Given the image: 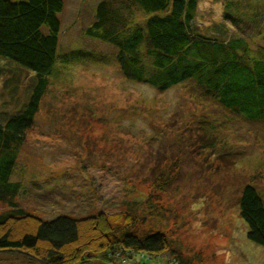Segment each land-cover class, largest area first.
Listing matches in <instances>:
<instances>
[{"label": "rangeland", "instance_id": "obj_1", "mask_svg": "<svg viewBox=\"0 0 264 264\" xmlns=\"http://www.w3.org/2000/svg\"><path fill=\"white\" fill-rule=\"evenodd\" d=\"M99 1L64 0L59 58L10 177L20 185L16 205L39 220L152 210L138 228L165 232L189 264H264L237 205L246 184L264 202V122L225 110L191 80L160 92L126 79L114 49L85 35ZM124 4L132 25L144 20ZM236 7L243 21L234 26ZM263 14L264 0H198L194 25L204 36L243 38L255 56L264 48ZM33 85L30 72L0 57V119L23 106ZM0 264L29 263L0 251ZM122 264L171 263L137 254Z\"/></svg>", "mask_w": 264, "mask_h": 264}, {"label": "trees", "instance_id": "obj_2", "mask_svg": "<svg viewBox=\"0 0 264 264\" xmlns=\"http://www.w3.org/2000/svg\"><path fill=\"white\" fill-rule=\"evenodd\" d=\"M126 1L143 12V21L132 25L121 15L122 6L129 7L124 0H100L85 29L86 36L114 49L126 79L160 92L191 80L225 110L264 122V48L251 56L241 37L204 36L194 25L198 0ZM63 7L64 0H0V57L34 76L27 101L0 119V204L6 208L0 213V251L23 254L29 264H122L137 254L189 264L165 232L138 228L140 218L144 221L152 210L141 217L130 211L114 215L100 211L81 218L58 215L39 220L15 203L20 185L10 177L59 58L58 16ZM240 14L237 10L232 16L234 26L243 21ZM142 45L150 62L147 71L139 55ZM246 54L248 62L242 58ZM162 186L156 184L157 189ZM237 205L246 240L264 251V202L253 185L242 186Z\"/></svg>", "mask_w": 264, "mask_h": 264}, {"label": "bare ground", "instance_id": "obj_3", "mask_svg": "<svg viewBox=\"0 0 264 264\" xmlns=\"http://www.w3.org/2000/svg\"><path fill=\"white\" fill-rule=\"evenodd\" d=\"M254 249V248H253ZM261 251V250H260Z\"/></svg>", "mask_w": 264, "mask_h": 264}]
</instances>
